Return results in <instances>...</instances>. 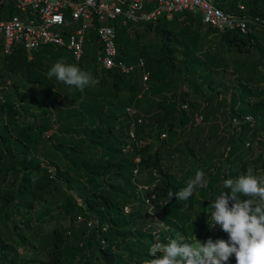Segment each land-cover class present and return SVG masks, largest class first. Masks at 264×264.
<instances>
[{
    "label": "trees",
    "instance_id": "trees-1",
    "mask_svg": "<svg viewBox=\"0 0 264 264\" xmlns=\"http://www.w3.org/2000/svg\"><path fill=\"white\" fill-rule=\"evenodd\" d=\"M214 2L226 13L247 19L249 34L218 31L189 12L139 25L113 23L118 59L129 65L143 60L149 73L146 88L142 71L129 77L105 71L96 53L88 55L87 44L99 48L94 31L80 62L52 46L32 54L18 46L5 55L0 45L2 264H141L157 241L177 236L200 241L204 234L214 242L228 240L221 228L214 237L206 232L211 202L230 192L224 188L226 179H237L249 167L264 178V119L256 116L264 114V90L256 85L258 76L253 80L260 69L264 73V0ZM15 13L0 7V19ZM232 55L237 58L229 81L236 84L229 100L219 99L222 92L213 87L212 74L227 72ZM59 60L77 65L97 83L81 91L50 79L47 73ZM206 68L208 73L201 75ZM180 78L192 82L185 91L177 89ZM37 88L42 97L35 106L31 92ZM151 89L156 90L149 98L155 117L144 126L141 110ZM223 105L229 109L221 133ZM34 111L43 115L38 122L28 119ZM199 115L204 125L197 122ZM151 133L156 148L141 145ZM18 148L22 150L15 152ZM197 170L205 173L206 187L184 201L168 196L186 187ZM151 216L158 229L150 225ZM49 223L56 226L44 234ZM29 242L47 251V263L6 250H34ZM227 264H235V257Z\"/></svg>",
    "mask_w": 264,
    "mask_h": 264
},
{
    "label": "built area",
    "instance_id": "built-area-1",
    "mask_svg": "<svg viewBox=\"0 0 264 264\" xmlns=\"http://www.w3.org/2000/svg\"><path fill=\"white\" fill-rule=\"evenodd\" d=\"M0 7L16 12L6 20L0 19V45L5 55L18 46L29 54L52 46L67 50L80 62L85 56V45L91 42L90 31H94L99 46L96 51L99 67L105 71L117 70L128 77L140 70L145 88L149 73L144 70L143 60L129 65L118 59L113 23L139 25L161 18L171 20L175 15L189 12L199 15L204 24L218 31H239L243 35L250 32L247 19L226 13L216 7L214 0H0ZM128 111L136 114L134 109ZM44 166L54 173L48 164ZM139 189L147 190V187ZM92 225L90 221L88 226Z\"/></svg>",
    "mask_w": 264,
    "mask_h": 264
},
{
    "label": "clouds",
    "instance_id": "clouds-1",
    "mask_svg": "<svg viewBox=\"0 0 264 264\" xmlns=\"http://www.w3.org/2000/svg\"><path fill=\"white\" fill-rule=\"evenodd\" d=\"M47 75L81 91L97 83L90 73L63 60L57 61ZM206 183L203 170H197L186 187L175 193L170 191L168 196H175L178 201L188 200L197 188L206 187ZM224 188L230 192L217 196L206 214L211 217L209 226L219 225L228 240L214 242L209 238L205 243L195 237L189 242L184 236H177L166 243L157 241L141 264H227L232 256L235 264H264V178L254 175V169L249 167L237 179H226ZM229 200L233 201L231 206Z\"/></svg>",
    "mask_w": 264,
    "mask_h": 264
},
{
    "label": "rangeland",
    "instance_id": "rangeland-1",
    "mask_svg": "<svg viewBox=\"0 0 264 264\" xmlns=\"http://www.w3.org/2000/svg\"><path fill=\"white\" fill-rule=\"evenodd\" d=\"M238 3H239L240 6H244V3L240 2V1ZM218 43H219V41L217 40L216 41V44L218 45ZM87 45H88V49H87L88 50V52H87L88 55L89 56H95V53H96L95 46L93 44H90V45L87 44ZM87 45H86V47H87ZM179 56H180V58H183V59L185 57L182 53H180ZM235 58H237V57H235L233 55L231 56V58L229 60L230 66H229V69H228L227 72L220 71L217 74V71H213V74H212V79H213L212 84H213V87L218 88L222 92V95H221V97L219 99L225 98V99H228L229 100L231 98V94H233V90L234 89L232 88V85H235L236 82L233 84L234 81L233 80L232 81H229V80H231V78L234 79V77H233L234 75H233L232 72H233V63H234ZM244 59H245V57H243L242 61ZM208 71H209V69H207V68L206 69H203L201 71V75H203L205 73H208ZM256 76H258V78H256ZM255 78H256V82H258V83H256V85H258L259 88H261L262 90H264V73L261 71V69L259 70L258 74H255L254 75V79L253 80H255ZM207 82H209V80ZM191 84H192V82H187L186 80L180 78L178 80V82H177V86H178L177 89H180V90L185 91V90L188 89L187 87H189ZM155 93H156V90L151 89V90H149L147 92V94L145 96V99H144V102H145L144 108L141 110V113L144 116V122L142 121V125H144V126H148L154 120L155 112L152 111V109H151V101H150L149 98H150V96H151V98L152 97H155L156 96ZM41 97H42V95H41L40 90L38 88L37 89H34V91L31 92L32 105L34 104L35 106H37V104L41 103V101H40L41 100ZM228 107H229V105H223L222 106V108H221L222 109V113H220L219 118H218L219 119V123H218L219 124V132H221V133L223 132V128L226 129V126L224 124V121L227 118V114H225V113H227V111L229 109ZM30 115L31 116L28 119L30 121H34L35 120L37 122L40 121V116H43L41 114H37L35 111L34 112H31ZM256 116L259 119H264V114L262 115L261 113H258V115H256ZM253 118H252V115L249 116V119L250 120H252ZM196 119H197V122L198 123H202V125H204V121H202L201 115H199ZM139 123H141V120H140ZM209 124L214 125V122H211ZM234 124L236 125L237 123H234ZM52 132H53L52 129L49 130V132L47 133V135L48 136L51 135ZM225 132L226 131L224 130V133ZM152 135L153 134L151 133V134H148V135L144 136V139H143V142H142L141 145L142 146H145L147 144H152V145H154V148H156L158 143L155 141V138L154 137L153 138L151 137ZM161 139H165V137L164 136H161ZM50 146H51V144H49V147ZM14 147L16 148V146H14ZM221 149H223V147ZM14 150H15V152H18V151H20L22 149L21 148H18L17 150L16 149H14ZM137 161L139 162V160H137ZM43 165H47V164L46 163H43ZM140 187L143 188V187H146V186L140 185L139 188ZM71 194H73L75 198H78L77 193H71ZM44 206H45L44 203L37 205L36 214H39L43 210ZM206 208L209 209L208 206ZM126 212H129V208H128V211H126ZM210 218L211 217L209 216V218L206 221V232L207 233L209 232L214 237V236H217V234L219 232L220 226L219 225H215V226L210 227L209 226V223H208V221L210 220ZM149 221H150V223H152V224H150L151 226H154V227H156L158 229V226L156 225V223H158V222H157V220H156L155 217L151 216L149 218ZM63 225L66 226V227H68L69 222L68 221H64L63 222ZM55 226H56L55 223L45 224L44 227H43V233L44 234L51 233L52 230L55 228ZM208 239L209 238H207L205 236V234H204L202 236V239L200 241L206 243ZM28 247H29V249L33 248L34 250H32V249L31 250H26V249H23L22 246H14V247H11V248L8 247L6 250H12L13 252L15 251L21 257L22 256H25L28 259L29 258L30 259H34L36 261V263H47L48 262V260H49V254L47 253V251H45L44 249H37V248H35L34 245L32 243H30V242L28 243ZM2 261H3V259L0 258V264H2Z\"/></svg>",
    "mask_w": 264,
    "mask_h": 264
}]
</instances>
